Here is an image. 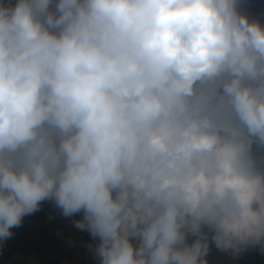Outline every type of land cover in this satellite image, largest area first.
<instances>
[{
  "label": "clouds",
  "instance_id": "clouds-1",
  "mask_svg": "<svg viewBox=\"0 0 264 264\" xmlns=\"http://www.w3.org/2000/svg\"><path fill=\"white\" fill-rule=\"evenodd\" d=\"M52 201L99 264L264 251V22L245 0H0V242Z\"/></svg>",
  "mask_w": 264,
  "mask_h": 264
},
{
  "label": "crops",
  "instance_id": "crops-1",
  "mask_svg": "<svg viewBox=\"0 0 264 264\" xmlns=\"http://www.w3.org/2000/svg\"><path fill=\"white\" fill-rule=\"evenodd\" d=\"M246 10L264 22V0H245ZM83 213L65 217L52 201H44L40 210L25 216L35 219L59 220L67 225L82 218ZM13 235L6 241L0 242L1 264H68L65 259L69 253L71 239L62 237L53 242L48 248L42 244L43 233L37 228L18 227L12 229ZM76 257L70 264H99L90 246L98 243L89 234L87 238L75 240ZM208 263L213 264H264V251L259 246L249 248L239 255H232L210 246L207 257Z\"/></svg>",
  "mask_w": 264,
  "mask_h": 264
},
{
  "label": "built area",
  "instance_id": "built-area-1",
  "mask_svg": "<svg viewBox=\"0 0 264 264\" xmlns=\"http://www.w3.org/2000/svg\"><path fill=\"white\" fill-rule=\"evenodd\" d=\"M21 227L25 228H37L43 233V239L42 244L44 247L48 248L53 242L58 240L62 237H68L71 239L72 242L69 244V253L66 257L65 261L66 263L70 264L73 262V260L76 257V251H75V240H81L88 237L89 233L84 230L77 229L74 225H67L62 223L61 221L55 219L52 221H49L45 218L43 219H35L31 217H24ZM213 261L208 264H213ZM1 264V260H0Z\"/></svg>",
  "mask_w": 264,
  "mask_h": 264
}]
</instances>
